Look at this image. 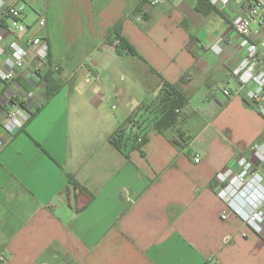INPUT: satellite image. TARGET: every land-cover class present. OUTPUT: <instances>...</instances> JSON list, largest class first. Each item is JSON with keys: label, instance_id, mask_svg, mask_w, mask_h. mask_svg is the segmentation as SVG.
Returning <instances> with one entry per match:
<instances>
[{"label": "crops", "instance_id": "0c3cea01", "mask_svg": "<svg viewBox=\"0 0 264 264\" xmlns=\"http://www.w3.org/2000/svg\"><path fill=\"white\" fill-rule=\"evenodd\" d=\"M202 1L25 0L27 33L48 40L49 64L30 118L12 132L7 112L27 110L26 75L38 62L0 80L2 264H264V232L222 218L216 179L253 158L264 117L245 90L223 91L240 86L234 8L203 12ZM118 26L131 49L119 50ZM167 86L185 104L163 134L156 122ZM132 116L143 119L142 143Z\"/></svg>", "mask_w": 264, "mask_h": 264}, {"label": "built area", "instance_id": "2783aa9c", "mask_svg": "<svg viewBox=\"0 0 264 264\" xmlns=\"http://www.w3.org/2000/svg\"><path fill=\"white\" fill-rule=\"evenodd\" d=\"M213 6L224 10L233 7L236 12L231 22L232 29L240 36L239 46L242 57L234 68V75L239 82V88H225L227 96L239 95L245 90V97L253 102L256 110L264 117V0H208ZM153 6H158L164 0H148ZM27 4L25 0H0V25L14 35L10 42L5 41L4 32L0 33V80L13 82L19 72L28 68L30 61H37L26 75L31 89L25 95V108L14 105L6 115L5 128L12 132L22 127L30 118L29 111L34 107L35 90L42 75V65L49 64V42L40 35H29L28 26L23 20ZM47 20L40 16L39 27H45ZM257 31L260 41H253L251 35ZM118 40V39H117ZM54 75L58 73L55 67ZM89 78L101 81V75L90 71ZM183 107L176 109L180 112ZM137 141H145L141 132L142 123L137 126ZM6 142L0 140V147ZM253 158L242 156L237 161V168L228 166L216 174L219 184L218 195L222 198L227 210L222 218L235 214L242 218L256 232H264V139L250 146ZM200 161V156L195 158ZM248 207L251 210H248ZM6 260V255L0 251V264ZM42 264H56L44 261Z\"/></svg>", "mask_w": 264, "mask_h": 264}, {"label": "trees", "instance_id": "16d2710c", "mask_svg": "<svg viewBox=\"0 0 264 264\" xmlns=\"http://www.w3.org/2000/svg\"><path fill=\"white\" fill-rule=\"evenodd\" d=\"M206 5V7H204ZM213 5L208 1L204 0L202 1L198 9L203 12H208L212 9ZM115 32V36L118 37V48L119 50L122 49H131L130 46L124 42L122 38H119L118 31L119 26L116 27V29L113 30ZM133 52H135L133 50ZM47 82H53L55 81L53 78L52 73H47L45 76ZM51 88V87H50ZM58 87H52L49 91V97L54 95L58 91ZM162 92H164V97L160 101V106L162 109V117L156 122V128L163 134L166 133L169 126L174 124V122L177 119V112L176 109L180 106L182 107L185 104L184 98L180 97L179 94L173 89V87L167 86ZM33 115V114H32ZM128 122L133 126H138L140 123H144L142 117L138 120H136L135 116H132L128 119ZM113 142L115 143V137L112 138Z\"/></svg>", "mask_w": 264, "mask_h": 264}]
</instances>
